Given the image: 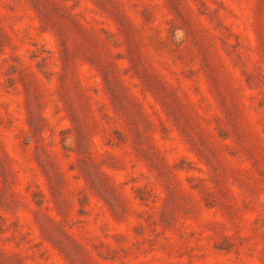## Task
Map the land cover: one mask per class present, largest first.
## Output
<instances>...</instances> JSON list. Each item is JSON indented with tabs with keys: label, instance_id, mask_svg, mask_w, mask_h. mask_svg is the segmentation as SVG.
Instances as JSON below:
<instances>
[{
	"label": "rangeland",
	"instance_id": "obj_1",
	"mask_svg": "<svg viewBox=\"0 0 264 264\" xmlns=\"http://www.w3.org/2000/svg\"><path fill=\"white\" fill-rule=\"evenodd\" d=\"M0 264H264V0H0Z\"/></svg>",
	"mask_w": 264,
	"mask_h": 264
}]
</instances>
